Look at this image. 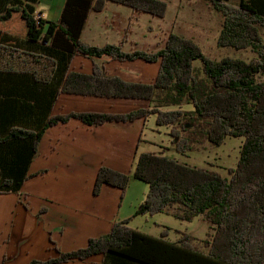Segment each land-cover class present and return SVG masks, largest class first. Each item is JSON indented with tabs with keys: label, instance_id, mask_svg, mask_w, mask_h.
Here are the masks:
<instances>
[{
	"label": "trees",
	"instance_id": "trees-1",
	"mask_svg": "<svg viewBox=\"0 0 264 264\" xmlns=\"http://www.w3.org/2000/svg\"><path fill=\"white\" fill-rule=\"evenodd\" d=\"M38 1L0 0V193H20L33 175L27 170L46 129L73 118L101 126L149 120L155 115L159 128L169 127L175 150L183 156L207 143L222 146L229 137L243 138V143L239 161L228 168L229 176L167 156L166 147L160 152H141L133 176L150 188L132 217L116 221L110 232L90 237L87 246L79 249L64 252L52 240L56 257L27 264L83 261L97 254L104 255L103 264H264V79L259 80L264 76V0H241L238 4L209 0L224 18L217 44L238 50L251 48L256 56L249 61L230 56L212 59L192 38L175 31L166 36L162 49L154 51L125 50L122 43L93 45L82 39L90 12L103 11L107 1L165 18L167 0H67L58 21L37 19ZM76 54L110 56L121 62L143 60L159 66L155 79L146 83L106 76L97 61L92 74L68 73ZM31 60L45 62L49 70L40 74L47 86L38 92V104L27 103L25 109L18 104L21 102L1 95L14 91L11 84L15 82L8 76L38 78L37 68L29 66ZM199 60L201 72L195 68ZM51 78L57 79V84L64 78L62 87L46 90L54 84L48 81ZM63 92L154 104L124 113L80 111L49 116L53 101ZM33 93L34 89L26 92L29 97ZM185 104L191 108H184ZM35 106L36 117L41 115L39 131L20 124L19 114H31ZM129 183L126 172L102 166L93 193L100 194L104 184H110L120 187L124 195ZM46 210L42 207L39 215ZM162 212L188 222L202 217L213 233L203 239L202 247L187 231L175 230L180 236L171 240L167 226L158 236L129 224L138 215Z\"/></svg>",
	"mask_w": 264,
	"mask_h": 264
},
{
	"label": "crops",
	"instance_id": "crops-1",
	"mask_svg": "<svg viewBox=\"0 0 264 264\" xmlns=\"http://www.w3.org/2000/svg\"><path fill=\"white\" fill-rule=\"evenodd\" d=\"M66 1L39 0L36 3V8L45 13V19L58 21L62 16ZM167 1L168 10L165 21L170 22L172 18L169 15H172L173 12L172 3L171 0ZM201 1L207 3L211 16L212 11L216 13L215 9H211L209 0ZM240 1L231 0V3L238 4ZM127 11L130 12L127 16L128 19L132 17L133 12H138L130 6L116 4L113 1H107L104 10L101 12L92 10L84 26L82 39L84 40V34L93 12L99 13L100 16L103 14L108 16L110 21L103 28L99 26L100 24H95L91 29V39L101 38L100 41H107L109 36L104 38L96 36L105 32L112 34L118 16L116 13L123 15ZM184 11H180V15L184 16ZM120 15L119 21L126 19L125 17L121 18ZM149 15L156 18V16ZM175 19L176 16H174ZM174 20L170 22V32L175 31L180 35H186L180 32L182 26L177 27ZM221 28L220 26V31ZM84 42L86 41L84 40ZM91 44L96 45L97 43ZM95 61L103 66L106 76L119 77L129 82H151L129 79L123 76L121 73L124 70L117 66V63H121V61L110 56L89 58L82 54H76L69 65V69H67L68 73L92 74ZM9 63H14L15 67L19 66L17 65L19 63H15L13 60H10ZM29 63L31 69L37 68L38 78L21 77L17 74L12 77L5 76L7 79L11 78L10 82H15L11 84L14 91L9 96L1 95V98H10L21 102L18 104L25 105V109H27V103L38 104L39 93L47 86L44 78L40 77V74L41 76L46 74V63H38L34 60L29 61ZM48 81H52L54 84L48 85L46 90L51 87L56 89L62 87L64 78L58 84L57 79L51 78ZM28 89L35 90V93L30 97L26 94ZM140 103L142 105H139ZM139 107L147 108L149 105L146 106L144 101L140 99L113 98V96L99 97L98 95L63 92L56 96L48 115L54 116L80 111L124 113ZM36 108V106L33 108L32 115L28 112L23 115L19 114L20 124L29 125L32 129L39 131L41 115L36 117ZM147 123L148 120L140 118L133 122H107L101 126H91L73 118L68 123L49 126L42 139L39 140L38 153L33 157L29 170H27L28 174L33 175L21 186L20 193H0V264H27L35 259L48 260L56 257L58 252L52 240L64 252L85 247L90 237L106 234L111 231L116 221L132 217L137 206L145 199L133 191V199H131L130 193L128 196L132 183L141 189L144 187L132 179L136 159L141 152L152 151L147 145H156L158 152L163 151L166 147L148 137ZM150 130L154 131L153 127ZM102 166L126 172L130 176L129 187L125 190L124 195H122L120 187L110 184H104L100 194L95 195L93 193L97 173ZM127 198H130L131 201H128ZM42 207H46L47 210L39 215ZM138 216L134 217L129 224L132 225V222L139 218ZM148 233L150 232L148 231ZM103 261L104 255L97 254L83 261L76 259L60 264H103Z\"/></svg>",
	"mask_w": 264,
	"mask_h": 264
},
{
	"label": "rangeland",
	"instance_id": "rangeland-1",
	"mask_svg": "<svg viewBox=\"0 0 264 264\" xmlns=\"http://www.w3.org/2000/svg\"><path fill=\"white\" fill-rule=\"evenodd\" d=\"M171 3L173 12L172 15H169V17L174 20V16H176L174 21L177 27L182 26L180 32L185 33L188 36H184L192 38V40L199 44L203 48L204 53L210 58L219 60L222 57L224 58L230 56L249 61L256 56L251 48L238 50L234 47H223L217 44V38L220 34V26L222 27L224 18L219 11L213 8V5L210 2L209 4L211 5V9L216 10V13L215 11H212V16L209 14L207 3L205 1L171 0ZM182 10L186 11H184V16L180 15V11ZM38 11L44 18L45 13L39 8ZM129 13L130 12L128 11L123 15L116 13L118 16L115 20L116 25H114L112 29L113 33L108 34V32L103 30V32H105L104 34H99L96 36L103 38L105 36H109V40L100 41L101 38L93 40L91 39V29L95 26V24H100L99 26L103 28L110 20L108 19L109 17L104 16V14L100 16L99 13L93 12V16L90 18L86 33L84 34V40L86 43H97L99 46H104L103 44L106 42H113L115 44L122 43L125 50L146 49L147 51H154L162 49L165 45V38L167 35H169L170 22L172 20L167 22L165 21L166 18L160 17L162 18V20H160L158 16H156V18H152L149 14L143 12H133L132 17L128 19L127 16ZM119 15L122 16L121 18L125 17L126 19L119 21ZM177 18L178 21L176 22ZM262 33L264 35V29L262 30ZM117 64L119 68L124 70V72L121 73L123 76L128 77L129 79L145 81H153L154 77H156L159 66V63L149 64L143 60H138L131 63L130 61L121 63L119 62ZM195 66L196 71L201 72L202 62L200 60L195 62ZM263 79L264 76L260 75L259 80ZM144 104L146 106H151L154 103L150 104L148 101H144ZM139 105H142V103ZM189 107L191 108V106L188 104L184 105V108ZM155 118V115H152L148 120L147 135L153 140L158 141L161 146L163 145L167 147L165 155L177 158L181 161H187L192 165H203L204 167H210L219 170V172L225 176H229L228 168L236 166L237 161H239L240 147L242 146L243 138L229 137L222 146H213L210 143L200 145L196 151L191 152L188 156H183V154H180L175 150L174 142L171 136H169V127L159 128V126L156 124ZM152 127L154 131L150 130ZM158 129L160 132L156 131ZM147 146L152 151H157L156 145L151 144ZM132 179L144 187L141 189L132 183L131 189L128 192V196L130 193V197L133 199V191V193H138L141 198H146L148 189L150 188L149 184L142 181L141 179L135 178L134 176ZM146 188L147 190H145ZM131 199L127 198L128 201H131ZM138 217L139 218L137 220L132 222L131 226L136 227L139 224L138 228H140V230L147 232L149 231L150 233L156 234L158 236L161 234L160 232L162 231L163 226H167L171 231L169 236L171 240H176L178 236H180L175 232V230L179 229L182 231H187L188 233L195 236V242L202 247H204L203 239L208 237V234L213 233V229L210 228L209 223L202 217H197L191 222L176 218L172 216V214H167L165 212L154 215H140Z\"/></svg>",
	"mask_w": 264,
	"mask_h": 264
},
{
	"label": "built area",
	"instance_id": "built-area-1",
	"mask_svg": "<svg viewBox=\"0 0 264 264\" xmlns=\"http://www.w3.org/2000/svg\"><path fill=\"white\" fill-rule=\"evenodd\" d=\"M35 14H36L35 17H36L37 19L43 18V17H42V14L39 13L38 8L36 9Z\"/></svg>",
	"mask_w": 264,
	"mask_h": 264
}]
</instances>
